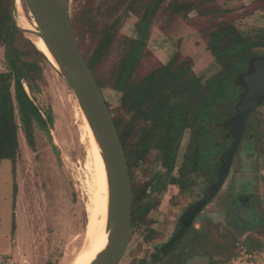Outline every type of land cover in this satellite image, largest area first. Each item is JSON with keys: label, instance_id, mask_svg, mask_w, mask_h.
<instances>
[{"label": "rangeland", "instance_id": "374dc122", "mask_svg": "<svg viewBox=\"0 0 264 264\" xmlns=\"http://www.w3.org/2000/svg\"><path fill=\"white\" fill-rule=\"evenodd\" d=\"M87 1L70 0L71 18L82 12L84 7L86 8ZM138 1L142 6L143 0ZM118 3L119 0H91L94 8L101 6L102 9H111ZM127 5L128 3L125 2L117 15L123 14ZM22 6L24 14L37 29V24L23 0ZM219 9L221 11H218ZM208 12L209 15L206 17L192 12L189 19L177 20L180 22L178 31L171 37L163 35L158 27H154L148 49L155 55L145 54L147 59L140 71L141 76L167 63L177 51L192 58L193 70L204 82L219 73L222 67L207 49L201 35L204 30L211 31L216 22L234 24L248 39L256 41L258 38L264 39L263 0H219L208 7ZM117 15L101 19L96 15V20L101 26L114 20ZM16 17L18 21L20 15L17 9ZM137 20L130 14L125 19L119 36L136 37ZM88 28L87 23L79 26L83 35L82 51L84 52L85 50L90 52L98 41L90 36ZM256 51L264 55L263 47L257 48ZM119 52H121L120 46L103 63L102 72L106 76L118 63ZM40 66L42 80H38L37 93L32 97L44 114L45 109H52L54 125L50 126L51 139L44 133L37 134L35 150L28 145L23 132H20L16 168L14 169L11 160H3L0 164V264H6L7 261L10 264H70L83 246L84 230L97 206L93 145L95 138L92 128L85 121L73 90L59 71L43 61H40ZM5 68L4 49H1L0 71H4ZM25 86L29 90L27 84ZM103 94L110 104L112 115H117L121 111V93L104 89ZM220 108L233 111L236 109V103H223ZM253 119L261 126L264 138V105L257 109ZM190 139L191 131L186 130L172 178L179 177V169ZM223 139L227 141L225 136ZM253 148L256 150L254 145ZM214 151L220 152L219 149ZM157 158L156 151H152L133 170L137 188L142 189L143 186L150 184L152 186L149 192H146L147 197L144 202L155 204L147 216L135 220L132 228L133 246L141 243L143 246H149L165 242L178 223L176 209L173 207L198 200L209 185L204 172H196L192 175L195 181L191 191H183L177 198L174 197L178 190L169 182L170 176ZM218 159L219 157L216 158ZM259 159L263 161L264 166V157L258 153L257 161ZM261 171L264 174V169ZM87 182L91 183V187ZM259 184L260 196L264 204V177L259 180ZM159 185L165 187L159 189ZM215 204L217 205L214 202L208 211L216 218L202 220L201 228L193 231L189 239L197 245V251L212 257L211 264H222L226 255L224 248L229 246L232 240L238 244V250L244 248L243 242L250 235L258 238L264 245V226L258 234L235 235L231 231L224 232L222 229L224 223L219 221V213L215 209L218 205ZM103 220L104 218L101 219V224ZM197 226L199 227V224ZM192 247L195 248L194 245ZM145 250L146 247H143V257H149L148 254L145 255ZM257 257L258 260L254 261V264H264V253L257 252ZM168 261L163 260L157 264ZM134 263L130 254L121 262V264Z\"/></svg>", "mask_w": 264, "mask_h": 264}, {"label": "trees", "instance_id": "16d2710c", "mask_svg": "<svg viewBox=\"0 0 264 264\" xmlns=\"http://www.w3.org/2000/svg\"><path fill=\"white\" fill-rule=\"evenodd\" d=\"M216 1L219 0H143L141 6L138 0H119L111 9H102L101 6L94 8L88 0L86 8L71 18L81 49L84 41L80 25L87 23L90 36L98 40L90 52L85 50L83 54L100 88L121 93V111L113 115V119L133 181V224L136 219L147 216L155 206L144 202L146 186L142 189L136 187L134 167L139 166L150 152L156 151L157 159L171 177L186 130L191 131V139L183 157L180 177H187L191 165L189 170L193 169V173L204 172L210 183L216 180L218 168L231 144V140L226 141L223 137L226 132L233 133V121L247 90L244 75L253 69L255 60L264 57L256 51L264 48V39H248L234 24L216 22L211 31L204 30L201 35L207 49L222 67L219 73L204 82L193 70L192 58L177 51L167 63L141 76L140 71L147 59L145 54L155 55L148 49L153 28L158 27L163 35L171 37L178 31L180 22L177 20L189 19L192 12L206 17L209 15L208 7ZM125 2L128 5L123 14L117 15ZM130 14L138 19L136 37L119 36ZM96 15L100 19L117 16L99 26ZM11 20V0H0V50L4 49L6 66L4 71H0V164L3 160H11L15 169L20 132L33 150L36 149L38 133H44L51 139L50 126L54 125L52 109H45L44 114L33 97L37 93L38 80H42L40 61L55 68L42 51L11 25ZM118 46L121 47L119 61L106 76L102 65ZM233 102L236 103L233 111L220 108L223 103ZM263 105L264 98L260 100V106ZM256 112L247 120L249 140L264 157L262 128L253 119ZM215 149L220 152L216 153ZM187 232L181 228L170 242L183 239ZM243 245L249 253L264 252L263 243L253 235L248 236ZM224 249L226 255L222 264H228L237 256L238 244L232 240Z\"/></svg>", "mask_w": 264, "mask_h": 264}, {"label": "water", "instance_id": "95a60500", "mask_svg": "<svg viewBox=\"0 0 264 264\" xmlns=\"http://www.w3.org/2000/svg\"><path fill=\"white\" fill-rule=\"evenodd\" d=\"M23 1L32 14L37 29L31 30L19 25L16 17L17 0H11V25L15 26L20 34L38 49L32 36L41 38L45 43L55 64L43 53L73 90L102 150L108 171L109 242L92 264H121L131 241L134 195L126 152L111 109L80 47L71 20L70 0ZM244 82L247 90L233 121L235 138L219 168V180L204 198L190 206L185 213L182 219L183 232L189 231L197 215L215 198L229 176L235 155L247 130V120L260 107V100L264 98V57L254 61L253 69L244 75ZM230 135L227 133L225 138ZM246 150L251 154L254 152L250 142H247ZM239 198L238 195L232 204L233 207L236 206L235 214L238 218L232 219L229 224L235 227H237V222L245 224L247 221L257 224L256 216L249 213L247 209L249 207L246 204L238 203ZM246 226L250 228L249 225ZM210 260V257L194 256L186 264H209Z\"/></svg>", "mask_w": 264, "mask_h": 264}, {"label": "flooded vegetation", "instance_id": "af4514ba", "mask_svg": "<svg viewBox=\"0 0 264 264\" xmlns=\"http://www.w3.org/2000/svg\"><path fill=\"white\" fill-rule=\"evenodd\" d=\"M228 133L231 134L230 137L227 138V140H231V144H230L231 147L235 138V133L234 130L233 133L231 131H229ZM249 139L251 140L249 136V130L247 127V130L244 134L238 152L235 155L234 162L232 164L226 182L224 183L218 194L215 196V198L197 215L192 226L190 227L189 231L185 234L183 239L178 240L176 242H170L171 238H173V236L176 233H178L179 230L183 227L182 219L184 218V215L188 211L190 206H192L200 199L204 198L209 193L211 187L219 180V168L221 165L218 168L216 174V180L212 183L208 181L209 183L208 188L206 189L204 194L200 196L198 200L189 202L184 205H175V207H173L176 209L175 212L177 214L178 223L176 229L171 233V235L167 238L165 242L150 244L149 246H143V243L133 246L132 243L133 232H132L131 241L125 257L129 254L132 255V260L135 262L134 264H157L163 260H169L164 264H186L187 261L194 256H206V257H210L211 260L209 264H211L212 257L204 252L197 251L198 250V248H196L197 245L195 243L190 242L189 239L193 231H197V229L201 228L200 223H202V220L207 221L208 219L214 220L216 218L215 216H213V214L209 213L208 211V209L214 202H216L218 205V207H216L215 209L219 213V218H220L219 221L224 223V225L222 226L224 232L231 231L235 235L248 234V233L258 234L264 226V209H263L264 204H262L263 200L262 197L260 196L261 188L259 184V180L264 177V174H262L261 171L264 169V166L262 165L263 161L261 159L257 161L258 153L256 152V150H254L252 154L246 150L247 142H250ZM248 153H250V156H248ZM182 164L183 161L179 169V177L177 178L169 177L170 178L169 182H171V184L175 186V188H177L178 190V193L175 194L174 196L176 198L179 196L180 193L182 194L183 191L190 192L191 187L194 185V181H195L192 178V175L194 174L193 169L189 170L190 168H192L191 165H189L187 177H180ZM176 165L177 164L175 163V168ZM166 172L168 173L167 169ZM173 179H176V181H173ZM178 181H180V183ZM163 187L165 186L159 185L158 188L162 189ZM146 188H147L146 192H149V190L152 188L151 184L149 186L147 185ZM238 195L240 197L237 200L239 201L238 203H244L249 207L247 209L250 214L256 216L258 220L257 224H253L247 221L245 224L237 222V227L229 224V221L238 218V216L235 214L236 206L233 207L232 205ZM217 205L215 204V206ZM151 210L149 211V213L151 212ZM132 224L133 223H132V215H131V226ZM198 224L199 227L197 226ZM246 225H249L251 229L250 228L248 229ZM193 245L195 248L192 247ZM143 247H146L145 255L148 254L149 257H143ZM149 260L150 262H147Z\"/></svg>", "mask_w": 264, "mask_h": 264}, {"label": "bare ground", "instance_id": "6f19581e", "mask_svg": "<svg viewBox=\"0 0 264 264\" xmlns=\"http://www.w3.org/2000/svg\"><path fill=\"white\" fill-rule=\"evenodd\" d=\"M16 9L18 11V14L20 15L18 20L19 25L27 29L36 30V27L31 23L29 18L23 12L22 0H17ZM31 38L35 42V44H37L39 49L42 52H44L50 58V60L55 64L53 57L51 56L43 40L36 36H32ZM83 116L87 124H89L84 113ZM93 145H94V165H95V174H96V182H97L98 201H97V206L94 212H92V215L90 217L89 224L84 230V234L83 232L81 233L83 234V243H82L83 246L70 264H92L94 260H96L97 256L106 248L109 242L110 232L108 230V220H109L110 190H109L108 171L106 168L105 160L103 158L102 150L96 138L93 141ZM87 184L91 187L90 182H87ZM103 192H104V197H103ZM102 218H104V220L103 223L101 224Z\"/></svg>", "mask_w": 264, "mask_h": 264}, {"label": "built area", "instance_id": "2783aa9c", "mask_svg": "<svg viewBox=\"0 0 264 264\" xmlns=\"http://www.w3.org/2000/svg\"><path fill=\"white\" fill-rule=\"evenodd\" d=\"M257 252H259L260 254L264 253L260 251L249 253L247 251V248L244 246V248L237 250V256L232 258L228 264H254V261L258 260ZM6 264H10V262L7 261Z\"/></svg>", "mask_w": 264, "mask_h": 264}]
</instances>
